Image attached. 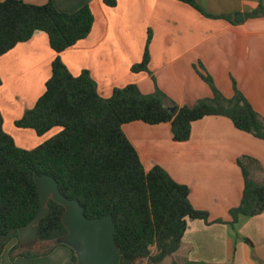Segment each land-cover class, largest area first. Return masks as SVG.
I'll return each instance as SVG.
<instances>
[{
    "label": "crops",
    "instance_id": "0c3cea01",
    "mask_svg": "<svg viewBox=\"0 0 264 264\" xmlns=\"http://www.w3.org/2000/svg\"><path fill=\"white\" fill-rule=\"evenodd\" d=\"M48 1L24 0L38 6ZM194 1L212 16L232 17L233 23L207 18L177 0H116L115 7L104 0H52L65 13L89 5L95 17L90 35L60 58L76 77L89 71L103 98L133 84L144 94L159 89L179 107L213 96L197 71L202 66L226 98L234 96L236 85L264 119V17L247 16L264 7V0ZM237 14L244 16L239 24ZM150 33L149 73H134L131 69L142 62ZM56 56L47 35L38 32L0 57V111L4 130L9 128L6 133L35 141L34 130L35 134L15 123L44 94ZM123 131L145 170L160 166L187 185L192 206L209 213L212 221H230L229 211L241 203V158H253L257 164L252 174L256 181H264V141L237 130L226 117L193 123L191 137L184 143L173 140L170 123L137 121L124 125ZM230 229L224 223L188 220L181 248L162 264H264V213L242 219L235 236ZM14 244L2 253L1 264H74L66 247L47 256L11 261L9 250Z\"/></svg>",
    "mask_w": 264,
    "mask_h": 264
},
{
    "label": "trees",
    "instance_id": "16d2710c",
    "mask_svg": "<svg viewBox=\"0 0 264 264\" xmlns=\"http://www.w3.org/2000/svg\"><path fill=\"white\" fill-rule=\"evenodd\" d=\"M177 1L207 18L233 23L230 16L206 13L194 0ZM104 4L115 7L116 0H104ZM247 16L264 17V7L259 6ZM94 22L89 5L65 13L52 0L41 6L24 0L0 2V57L38 32L47 35L51 49L57 54L44 94L15 125L34 130L40 137L61 128L59 134L37 148L24 150L4 131L0 111V236L26 226L37 216L40 195L35 174L54 177L60 192L79 201L87 218L113 217L119 264H162L181 248L188 220H201L207 225L224 223L234 228L242 219L264 213V183L252 180L241 160L238 161L244 177L241 203L229 211L230 221H212L209 213L192 206L187 185L175 181L160 166L145 170L123 131L124 125L137 121L149 125L170 123L173 140L184 143L191 137L193 123L205 117H226L237 130L264 141V119L237 86L234 85V96L226 98L201 66L202 71H197L210 85L213 96L193 106L170 104L159 89L144 94L133 84L114 89L110 98H103L89 71L84 70L76 77L60 58L61 53L90 35ZM151 37L150 33L142 62L135 64L132 72L149 73ZM47 208L48 215L39 223V239L54 242V246L43 253L21 250L16 233L0 248V257L5 247L16 241L9 252L11 261L47 256L55 247H66L77 264L74 251L56 243L67 234L62 223L65 208L52 199Z\"/></svg>",
    "mask_w": 264,
    "mask_h": 264
},
{
    "label": "water",
    "instance_id": "95a60500",
    "mask_svg": "<svg viewBox=\"0 0 264 264\" xmlns=\"http://www.w3.org/2000/svg\"><path fill=\"white\" fill-rule=\"evenodd\" d=\"M243 14H237L236 23H241ZM176 108H171L174 113ZM35 182L40 195V208L37 216L26 226L0 236V248L18 233L21 250H29L39 241V223L49 210V199L65 208L62 223L67 234L56 240L57 244L71 248L77 258V264H119L120 249L116 243V223L111 215L103 218L89 219L84 208L77 200L65 197L59 189L56 179L50 175L35 174Z\"/></svg>",
    "mask_w": 264,
    "mask_h": 264
},
{
    "label": "rangeland",
    "instance_id": "374dc122",
    "mask_svg": "<svg viewBox=\"0 0 264 264\" xmlns=\"http://www.w3.org/2000/svg\"><path fill=\"white\" fill-rule=\"evenodd\" d=\"M166 101L168 102V103H172L173 101L170 99V98H168V100L166 99ZM174 108V107H173ZM7 130H9V128H7ZM6 130V131H7ZM5 131V130H4ZM5 131V132H6ZM30 131H32V130H30ZM33 132V131H32ZM61 132V128H59V127H57V128H54V130H52V131H50V132H48L47 133V135L45 134V137H43V141L41 140V137H39V136H37L34 132V136H35V141L33 142L32 140H30V138L28 139V136H26V135H23V134H21V135H18V134H15V133H12V135L9 133V132H7L12 138H14V139H16V145H17V147H19V148H21V149H24V150H33V149H35V148H37L39 145H42L43 143H45L46 141H48V140H50V139H52L54 136H56L57 134H59ZM41 143H40V142ZM241 160V162H242V164L246 167V169L249 171V173H250V178L252 179V180H254V181H256L255 180V176H253V174H252V170H253V168H252V166H254V164H257V162L253 159V158H251V157H243V158H241L240 159ZM240 166V165H239ZM241 168V167H240ZM242 170V169H241ZM243 173V172H242ZM257 182H259V181H257ZM259 183H264V181L263 182H259ZM246 219H248V218H246ZM238 225L239 224H237V225H235V227L234 228H232L231 227V229H230V232L235 236V234L237 235L238 234ZM13 242L15 243L16 241H12V242H10L6 247H5V249L6 248H8V246L10 245V244H13ZM54 246V242H38L34 247H32L31 249H29V251H31V252H41V253H43V252H46V251H48L49 249H51L52 247ZM12 248V247H11ZM10 248V249H11ZM57 247H55V249H56ZM5 249H4V251H5ZM3 251V252H4ZM154 251V250H153ZM9 252H10V250H9ZM3 255V254H2ZM2 255H1V257H0V264H1V258H2ZM40 257H42V256H40ZM10 258V257H9ZM20 258V257H19ZM24 258H26V257H24ZM35 258H38V257H35ZM16 260V259H15ZM142 264H146V262H143Z\"/></svg>",
    "mask_w": 264,
    "mask_h": 264
}]
</instances>
